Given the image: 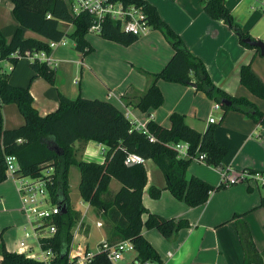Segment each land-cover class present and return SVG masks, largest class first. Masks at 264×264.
<instances>
[{"label":"trees","instance_id":"trees-1","mask_svg":"<svg viewBox=\"0 0 264 264\" xmlns=\"http://www.w3.org/2000/svg\"><path fill=\"white\" fill-rule=\"evenodd\" d=\"M126 4L134 3L145 12L147 24L159 29L172 46L173 52L166 63L158 71L149 72L151 82L138 97L136 106L145 111L156 108L163 102V94L156 81L162 78L191 84L202 90L208 97L220 103L221 99H229L226 109L234 107L247 113L256 122L264 124V112L245 96H233L218 87L210 79L204 62L193 54L184 43L182 37L163 19L157 7L148 0H121ZM12 11L19 22L13 35L7 40L0 31V59L16 64L18 57L11 55L17 51L52 48L44 39L23 37L22 27L36 30L49 38L58 39L68 36L73 40L75 48L86 53L92 45L86 38L92 15L86 11L73 13L68 0H11ZM203 9L213 18L222 19L237 34L239 40L247 46L255 47L243 41L250 36L247 31L234 21L225 0H203ZM59 21L71 22L73 28L63 31L58 27ZM99 34L124 44L138 36L125 33L118 20L106 17L102 21ZM32 69L30 79L42 76L48 82L56 84L55 67L45 61L30 59ZM12 68L7 70L0 64V181L6 175V154H15L19 164V172L25 175L41 176L52 167L49 174L48 190L51 202L65 204L66 211L61 210L54 215L56 230L52 235L40 237L43 249L51 248L55 256L50 264H76L68 259V250L72 240V228L81 218V211L72 206L69 197V167L75 165L80 171L78 190L81 198L94 207L96 215L103 220L105 240L115 243L121 239H130L140 260L161 262L157 249L142 234L143 225L154 227L165 237L170 238L182 227L188 226L186 218L165 217L147 209L141 199L142 190L147 181L144 163H124L127 151H135L145 159L151 158L165 177V187L188 205L205 202L210 191L224 186L221 182L213 185L195 174L187 175L190 156H178L170 143L186 140L189 153L205 152V161L218 166L227 151L224 143L214 135V126L210 125L203 132L190 126L184 114L172 111L169 115L170 126L165 127L149 119V131L155 136L132 127L130 120L113 102L98 97H85L80 93L71 97L58 90L59 105L41 115L33 105V96L29 85H16L9 82ZM240 82L257 96L264 97V82L252 70L250 63H243L239 68ZM16 103L24 121L18 126L6 128L3 125L2 105ZM222 113L221 117H223ZM22 138L18 141L17 138ZM94 140L107 146L105 159L84 160L77 158L73 142ZM252 171L251 169H249ZM111 178L120 182L117 190L110 188ZM161 187L150 185L152 197L159 196ZM264 205V195L261 196ZM147 216L142 220V213ZM233 218L237 226L239 239L244 250L243 263L257 262L264 264V250L259 251L252 239L247 223L239 213ZM0 264H42L36 258L27 257L22 252L8 250L0 239ZM84 264H113L105 251L94 252L91 259Z\"/></svg>","mask_w":264,"mask_h":264},{"label":"crops","instance_id":"crops-1","mask_svg":"<svg viewBox=\"0 0 264 264\" xmlns=\"http://www.w3.org/2000/svg\"><path fill=\"white\" fill-rule=\"evenodd\" d=\"M148 1L157 7L160 16L179 33L189 50L202 59L215 85L230 95L247 97L264 111L259 97L239 79L240 65L249 62L255 74L264 82V55L259 50L244 45L233 29L222 19L211 17L203 9V0ZM257 2L258 0H225L234 21L242 30L247 31L253 38L264 39V32L252 18L253 11L258 9ZM250 9H253L252 12ZM64 24L67 26H63ZM18 26L19 22L13 14L11 0H0V31L3 36L9 40ZM58 27L67 32L73 28V25L71 22L59 21ZM25 28L28 27L23 26L21 30L23 37H36L46 41L55 39L36 30ZM94 33L100 38L97 39L98 41L103 38L108 44L119 43L102 37L99 32ZM86 38L88 39V32ZM88 41L90 42V39ZM59 45L65 46L66 43ZM128 46L135 50L129 58H132V61L139 64L141 68L139 72L136 70L135 74L132 69L130 80L123 85L113 84L112 81L106 79L97 80L98 83L94 80L92 85L88 84V69H91V66L83 61L82 56L75 60L77 63L75 67L71 65L73 60L55 59L59 62L56 61L58 65L54 64L56 84L48 82L42 76H35L32 79L29 77L27 84L33 96V105L38 113L43 115L55 109L60 101L58 90H61L71 97L80 93L85 97L108 99L123 112L128 109L141 120L152 119L165 127L170 126L169 115L172 111L183 113L185 121L200 132L223 118L222 114L218 116L213 114L221 109L222 104L209 98L202 90L196 89L191 84L167 81L162 78L156 81L163 94L161 105L145 111L139 109L136 102L151 82L149 72L160 70L171 56L173 49L163 33L152 26L129 42ZM51 53L54 55V50ZM0 64L5 67L7 61L1 60ZM13 69L14 67L12 71ZM30 70L31 76V67ZM75 70L76 74L70 80L65 79L67 73L71 74ZM74 79L77 80L74 81ZM9 82L22 85L26 83L10 80ZM204 103L206 108H202ZM216 103L220 104L219 107H214ZM2 114L3 125L6 128L18 126L24 121L23 115L14 102L3 104ZM210 116L214 117L213 121H209ZM231 119H236L237 124L230 125ZM253 120V117L243 111L230 110L227 113V119L221 125L214 127L215 137L227 147L221 163L213 166L206 161L191 159L187 167V175L195 174L213 185L221 183L219 177H222L223 169L258 170L264 175V124ZM73 146L77 158L99 162L105 159L107 146L103 143L91 139L86 142L76 140ZM144 165L147 181L141 195L143 205L150 211L165 217L186 218L189 222L188 226L180 228L170 238H165L154 227L142 226V234L157 249L163 264H244V250L233 218L234 213H239L241 219L247 223L256 248L259 251L264 250V229L262 227L264 206L261 205L264 183L258 180H248L229 185L224 184L223 187L210 191L205 202L192 206L175 197L165 187V177L151 158L145 159ZM79 179V169L71 165L68 173L69 195L72 191L78 190ZM150 185L161 187L158 197L150 195ZM119 186L120 182L116 178H111L110 188L115 191ZM83 201L86 203L84 209L78 205L75 208L81 211L80 220L85 227L84 234L82 237L78 234L74 242L82 241L91 249L87 241L91 226L86 220L89 208L95 217V224L97 220L102 222L103 220L96 215L92 205ZM19 206L16 179L13 176H7L0 181V239L3 240L8 250L13 251H16V241L21 237H17L16 231L24 227L26 223ZM16 216L17 219L20 216L24 224H16L10 220ZM141 216L144 220L147 214L144 212ZM96 226L102 231L101 240L105 239L103 225L96 224ZM134 255H136L135 251L127 252L124 259L119 260V264H129ZM247 264L263 263L249 262Z\"/></svg>","mask_w":264,"mask_h":264},{"label":"built area","instance_id":"built-area-1","mask_svg":"<svg viewBox=\"0 0 264 264\" xmlns=\"http://www.w3.org/2000/svg\"><path fill=\"white\" fill-rule=\"evenodd\" d=\"M70 9L73 13H79L86 11L92 15V22L88 27V31L100 32L102 21L106 17L118 20L120 28L123 32L139 36L145 33L150 26L145 19V12L142 7L130 3L126 4L121 0H68ZM258 8L264 9V0H258ZM48 45L53 48L59 44H65V36L60 39L47 40ZM16 56H27L30 59H38L45 61L49 66L54 67L56 60L52 57L51 52H47L44 49L39 50H25L24 54H20L17 51L11 53ZM7 61L5 69L12 68V63L6 59H0ZM77 79H74L76 81ZM219 103H216L214 107H219ZM125 116L130 120L132 127L143 130L149 134V139L154 140L155 136L149 131L147 121L141 120L132 114L128 109L124 111ZM214 117L210 116L209 121H213ZM18 141L22 138H17ZM170 146L176 151L178 156H190L192 159L199 161H205V152H197L195 154L189 153V143L186 140H178L170 143ZM6 175L13 176L16 179V191L19 196L20 206L19 209L25 217L26 224L29 226V230H24L22 236L16 241V251L24 253L27 257L36 258L42 261V264H50V260L55 256V253L51 248L43 249L40 246V237L52 235L56 230V224L53 221L54 215H56L60 208L58 204L51 202L50 193L48 190V183L50 180V172L52 167H49L44 171V175L31 176L25 175L19 172V164L15 154H6ZM145 158L135 152L127 151L124 157V163H144ZM248 180H258L264 183V175L258 170L249 169H223L222 181L225 185L238 183ZM24 225V228L26 226ZM97 225H101L102 221L97 220ZM84 224L81 220L77 221L72 230V240L68 250V259L74 261L76 264H84L89 261L96 251H105L113 264H117L116 261L124 259L125 254L130 251H135L134 244L130 239H121L115 243H108L105 239L100 240L98 243V249L93 251L89 249L82 241L74 242V238L79 234V237L83 236ZM30 237H34L38 241L40 252L33 250L34 244L29 241ZM170 253V252H169ZM129 264H163L155 260H140L134 255Z\"/></svg>","mask_w":264,"mask_h":264},{"label":"rangeland","instance_id":"rangeland-1","mask_svg":"<svg viewBox=\"0 0 264 264\" xmlns=\"http://www.w3.org/2000/svg\"><path fill=\"white\" fill-rule=\"evenodd\" d=\"M252 10L253 9H250L251 12H252ZM253 12H254V14H253L252 18H254V20L257 22L260 30H262L264 32V9L258 8L256 10H254ZM63 26H67V25L64 24ZM25 29H28V28H25ZM95 35H97V34H95L94 32L88 31V39H90V44L93 47L89 51H87L86 53L75 48L73 40L70 39L68 36H65L66 45L65 46L58 45V46L54 47V49L52 48V50H54V55H52V57L54 59H57V58L65 59L66 58V59L73 60V64H71V65H73V67H75L77 64L75 62V60L80 59L82 56L83 61L86 64L91 66V69L87 68L89 71L88 72L89 73L88 74V78H89L88 84H90V85H92L94 80L97 82V80H103V79L110 80V81H112L113 84L114 83H120L121 85H123V83L130 80V77L132 76V73H133L132 69L134 71V74L137 71L139 72V69L141 68L138 66L139 64H137L135 61H132L133 60L132 58H129L130 54L135 52V50L130 49V47L128 46L129 43L124 44V43L119 42L116 44H108L105 40H103V38H101V40L98 41L97 39H100V38L98 36H95ZM107 39H109V38H107ZM260 39L264 41V39H262V38H260ZM93 40H96V41H93ZM110 40H112V39H110ZM29 59L30 58L26 57V56H22V57L18 58L16 64L14 65L13 71H11V73L9 75L10 81L26 82L25 85L28 83L30 73H31V70L29 67L30 66L29 65V62H30ZM56 61H57V63H59L58 60H56ZM2 64H3V61H2ZM56 65H58V64H56ZM75 74H76V70L74 72H72L71 74L67 73L65 75V79L70 80L71 77ZM79 74H80V72H79ZM16 85H22V84H16ZM75 86H77V84H75ZM258 97L261 100L262 107H264V97H261V96H258ZM215 102H217V101H215ZM202 108H206L205 103L203 104ZM258 108L261 111H263L262 108H260V107H258ZM230 110L242 112V110H239L237 108L229 107L226 109L223 105H221V109H219L218 111H215V113H213V114L214 115L217 114V116H218V114L224 113L223 118L221 120L217 121L213 126L215 127V126L221 125L222 122L225 119H227V113ZM211 112H214V111L211 110ZM229 124L230 125H236L237 120L231 119ZM217 180H218V177H217ZM219 180L222 181L221 176L219 177ZM263 187H264V185H263ZM69 197H70V201H71L73 207H76L78 205L81 209H84V206L86 205V203L80 198L78 190L72 191V194H70ZM94 212H95V210H94ZM18 218L19 219H17V216H16L13 219L10 218V220H12L16 224H18V223L24 224V220L20 216H18ZM86 220L89 221L91 224L90 230L88 233V237H87V241H88L89 247L94 251V250L98 249V243L102 238V231L95 224V217H94L93 213L91 212V208H89V210H88ZM21 227H22V225H21ZM262 227L264 229V221L262 223ZM73 228H74V226H73ZM73 228H72V230H73ZM24 230H29V226L27 224H26L25 228L22 227L16 231L18 238L20 236H22ZM29 241L34 243V250L39 253L41 249L37 245V240L34 237H30ZM116 263L119 264L120 261H116Z\"/></svg>","mask_w":264,"mask_h":264},{"label":"water","instance_id":"water-1","mask_svg":"<svg viewBox=\"0 0 264 264\" xmlns=\"http://www.w3.org/2000/svg\"><path fill=\"white\" fill-rule=\"evenodd\" d=\"M243 41L250 45L257 46L259 48L260 53L264 55V41L263 40H261L260 38H253L251 36H246L243 38ZM220 103L229 105L231 101L229 99H221ZM59 208L62 212L66 211L67 209L65 204L59 205Z\"/></svg>","mask_w":264,"mask_h":264}]
</instances>
